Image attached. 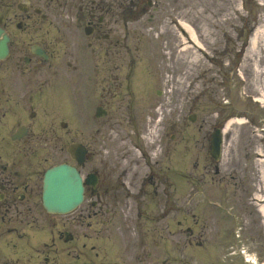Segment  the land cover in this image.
I'll list each match as a JSON object with an SVG mask.
<instances>
[{
  "label": "rangeland",
  "instance_id": "1",
  "mask_svg": "<svg viewBox=\"0 0 264 264\" xmlns=\"http://www.w3.org/2000/svg\"><path fill=\"white\" fill-rule=\"evenodd\" d=\"M246 1L248 4L244 7L242 0H180L181 15L183 16L178 21L165 19L163 20L164 27L152 29L151 26L144 33L147 44L144 54L145 58H142L143 62L137 63L136 67L133 66L131 80L136 96L135 103H137L139 108L144 109V117L139 120V123H143V126L145 125L146 133L144 132V134L147 137L144 135V138L146 137L147 145H151L149 138L153 140V143L161 140V132H159L160 138L157 140V129L153 127L155 133L150 129L152 128V125H149L151 116L148 115L157 110L155 107L157 104H160L159 106L162 104L163 110L160 111V116L163 115L164 122L169 127L166 139L170 144L168 147L173 150L170 157L172 159L180 158L182 161L185 160V167L188 169L186 171L190 169L187 172L190 175H184L186 177L191 176V180L197 182V184L198 181L195 180L193 174L203 176L204 186H210V191L217 194L216 197H212L210 194L206 195L205 193L204 196L198 195L196 200H202L200 202L205 205L204 201L214 200V202H219L223 206L221 213L225 215H230L228 212L235 214L241 227L245 225L244 235L247 242L244 241V246L257 256L259 262L264 263V214L254 202L255 198H264V161L258 162L254 159L257 153L264 155V138L262 136L259 138L253 134V131L258 127H264V125L257 122V127L253 124V121L255 123L256 120L264 117V0ZM180 23L187 25L194 31L198 46H200L195 48L200 50V53L191 47L192 42L189 39V35L183 31ZM238 32L239 34H237ZM134 42L142 43L143 41H135L134 39ZM224 45L228 46V55H225L228 58V63H237L239 66L235 74L230 72L229 79L231 84L228 85L231 88L230 92L225 91L223 93L220 89V84H218L219 89L209 85L208 80L199 77L198 74L205 66H213L210 65L211 63H207L201 53L206 52L209 56L214 54L219 56L221 64V50ZM169 59L173 60L166 65V61ZM215 71L217 69L213 68V73ZM161 75L165 80L164 83L169 85L167 87L170 90L166 91L168 88L166 89L165 86L156 82L153 88L156 91L152 92L150 98L139 82L145 81L143 77L149 79L148 81L150 82H152L150 79L158 81ZM163 79L161 82H163ZM219 79L218 76L215 78L217 83H219ZM203 84L206 89L201 93ZM74 87L75 85H73ZM159 87L164 91L161 96L158 95ZM73 88L69 84V105L67 108L68 112L65 114L68 127L66 130L60 128L57 130L58 132H53V134L58 135L68 141V143L78 142L81 138H87V135L88 137H94L92 136L93 128L91 125L84 128L85 133L83 135L80 133L78 97L76 93L72 92ZM196 94L201 96V104L199 105L202 107L201 111L206 105L212 106L210 100L216 106L224 100L227 103L231 100L233 105L231 109H222L221 111L220 107H216L217 112H221L219 122L225 121L232 113V116H236L237 109L240 111L239 116L248 115L250 119L243 128H238L234 125L227 131L225 134L223 159L220 163L212 161V159L209 161L206 156L208 143L204 142L207 139L203 138V136L206 130H210L208 122L204 126V131H200V128H198L199 121L194 125L188 120L189 115L193 113L189 97ZM256 98H260L259 100L262 98L263 101L258 100V102H255ZM62 108V106L52 107L53 115L64 116ZM207 108L208 106L205 109L207 110ZM208 109L211 112L212 109ZM195 112H197V109ZM215 112L213 121L219 115L215 114ZM116 117L120 118L117 115ZM203 118L204 116L201 115L202 121ZM126 124L127 122H120L117 126L118 136L114 134L111 139L105 137V141L94 139L95 148L99 150L100 145L106 147L103 143H131L134 141L133 127ZM110 127V125H106V133L109 132ZM147 127H149V130H147ZM160 127L163 129L162 126ZM126 135L130 136L131 139L124 141ZM173 135H176L175 138L172 137ZM240 141L241 143H239ZM64 144L48 143L44 149H39L40 147H38L39 156L40 154L43 157L51 156L50 161L47 163L49 165L70 161L63 149ZM129 146L131 149L132 146ZM247 151H250V157L245 155ZM48 152L49 155H47ZM145 153H147L146 150L143 154ZM136 155L139 154L136 152ZM39 156L36 159L37 161ZM151 156L155 157L152 153ZM189 159H195L197 167L190 168ZM94 163V165L100 167L103 165V160L98 158ZM47 164L42 163L41 166H46ZM172 166L175 168L177 164L172 163ZM217 166L219 167V174L216 173ZM193 169H197V171L194 172ZM178 179L173 180V182L178 183L179 181V185L182 188L181 202L185 203L188 201V193L191 186H189L188 178L184 179V176H182ZM192 184L194 185V183ZM185 189L186 191H184ZM210 208L212 209L211 206ZM199 214L198 226L205 225L207 230L201 233L203 235L202 242H204L202 248L204 249L199 248L197 251L203 253L206 258L213 257L212 260L215 262L205 263L204 257L199 255L198 259L200 260H198L197 264H203V262L205 264L241 263V259L233 260L230 256L226 257L224 262L222 261L229 245L239 241L235 237L238 226L234 219L226 215L230 218L229 220L223 214H217L215 217L212 215L208 219L203 216L199 217ZM221 215L223 216L222 219L220 218ZM42 219L45 218L42 217ZM70 219L71 215H68L56 217L54 221L62 225ZM222 220L225 222L216 226ZM209 225L214 228V233H210ZM108 229L109 234L111 228ZM85 231H88L89 234H94L92 229H86ZM212 236L215 237L208 249L205 250V243ZM206 244H208V241ZM21 257L24 264H43L39 254L32 255L29 257L30 259L22 255ZM59 258L64 261L66 256L62 255Z\"/></svg>",
  "mask_w": 264,
  "mask_h": 264
},
{
  "label": "flooded vegetation",
  "instance_id": "2",
  "mask_svg": "<svg viewBox=\"0 0 264 264\" xmlns=\"http://www.w3.org/2000/svg\"><path fill=\"white\" fill-rule=\"evenodd\" d=\"M178 9L163 0H0V226H29L34 221L35 172L30 161L26 163L30 154L25 145L32 143L38 126L41 131L55 126L56 120L49 111L53 93H64L68 82H75L82 120L90 100L93 108L113 109V100L125 99L127 92L132 94L123 71L134 61L133 25L144 19L158 20L164 10L169 15L178 14ZM38 49L44 56L37 54ZM20 127H26L28 134L15 140ZM209 135L206 130L205 143H209ZM139 162L134 156L122 154L116 163L118 168L122 166L121 176L115 178L111 189L99 195L102 204L95 215L112 206L105 212L117 215L118 210H126L125 219L118 220L120 224L132 222L136 208L141 218L148 217L142 207L145 197L160 195V187H153L148 193L134 174L140 169ZM123 194L128 201L122 203ZM107 196L114 199L113 205L105 202ZM178 207L173 206L174 210ZM22 212L25 220L20 219ZM82 216L79 213L78 218ZM50 233L51 240L55 239L54 232ZM58 235L66 238L62 231ZM84 238L78 236L72 245L77 264H103L121 243L116 241L117 236L109 237L107 244L102 243L104 237L97 236L98 245L88 251ZM119 238L127 246L131 240L124 235ZM150 243L159 245V240L154 237ZM143 245L141 249L145 248ZM121 258L127 263L126 252L121 253ZM45 260L53 264L49 257L45 256Z\"/></svg>",
  "mask_w": 264,
  "mask_h": 264
},
{
  "label": "water",
  "instance_id": "3",
  "mask_svg": "<svg viewBox=\"0 0 264 264\" xmlns=\"http://www.w3.org/2000/svg\"><path fill=\"white\" fill-rule=\"evenodd\" d=\"M77 155V148H71ZM83 199L82 181L77 171L63 165L46 173L44 204L54 212H68L78 206Z\"/></svg>",
  "mask_w": 264,
  "mask_h": 264
},
{
  "label": "bare ground",
  "instance_id": "4",
  "mask_svg": "<svg viewBox=\"0 0 264 264\" xmlns=\"http://www.w3.org/2000/svg\"><path fill=\"white\" fill-rule=\"evenodd\" d=\"M185 27V30L188 31V33L191 34V39L196 42V37L194 35V33L191 31V29L189 27H187L186 25H183ZM261 210L263 211L264 213V206L261 208Z\"/></svg>",
  "mask_w": 264,
  "mask_h": 264
}]
</instances>
